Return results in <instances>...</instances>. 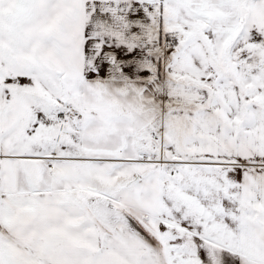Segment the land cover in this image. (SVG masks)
<instances>
[{
	"label": "snow or ice",
	"instance_id": "snow-or-ice-1",
	"mask_svg": "<svg viewBox=\"0 0 264 264\" xmlns=\"http://www.w3.org/2000/svg\"><path fill=\"white\" fill-rule=\"evenodd\" d=\"M0 264H264V0H0Z\"/></svg>",
	"mask_w": 264,
	"mask_h": 264
}]
</instances>
